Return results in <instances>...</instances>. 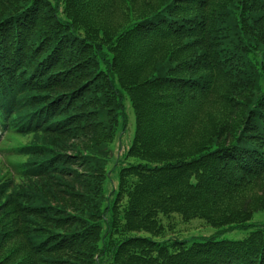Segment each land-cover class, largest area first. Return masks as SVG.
I'll list each match as a JSON object with an SVG mask.
<instances>
[{
	"label": "trees",
	"instance_id": "trees-1",
	"mask_svg": "<svg viewBox=\"0 0 264 264\" xmlns=\"http://www.w3.org/2000/svg\"><path fill=\"white\" fill-rule=\"evenodd\" d=\"M262 210L264 0H0V264H264Z\"/></svg>",
	"mask_w": 264,
	"mask_h": 264
},
{
	"label": "rangeland",
	"instance_id": "rangeland-1",
	"mask_svg": "<svg viewBox=\"0 0 264 264\" xmlns=\"http://www.w3.org/2000/svg\"><path fill=\"white\" fill-rule=\"evenodd\" d=\"M127 113L128 125L124 129H122V132L120 133L113 145L115 154H122L127 149L128 145L131 143V140L134 135L135 115L129 101L127 102ZM17 141V139H14L13 143H16ZM175 215L176 217L171 220L174 222V235L176 234L177 238L184 239L194 235H210L219 232V228H215L207 224L201 218H194L188 222H183V220L178 214ZM251 222L252 225H259L264 223V210L256 212ZM251 229L252 228L235 229L230 232H224L222 236L228 238H243L249 233Z\"/></svg>",
	"mask_w": 264,
	"mask_h": 264
}]
</instances>
